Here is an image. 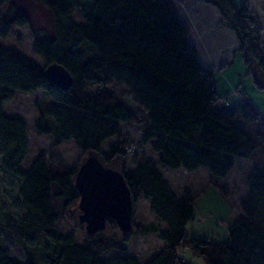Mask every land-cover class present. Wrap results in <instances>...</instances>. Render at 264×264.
Masks as SVG:
<instances>
[{
  "label": "trees",
  "instance_id": "obj_1",
  "mask_svg": "<svg viewBox=\"0 0 264 264\" xmlns=\"http://www.w3.org/2000/svg\"><path fill=\"white\" fill-rule=\"evenodd\" d=\"M201 1L218 6L223 20L236 31L243 57L247 49L253 60L262 58L264 26L252 3L264 15V0ZM38 2L51 13L53 34L33 31L29 16L18 11L15 0H0V7L8 4L0 17V38L7 37L14 25H28L34 33L33 50L44 62L0 42V169L20 179L16 205L25 211L19 218L9 214L0 221V233L23 245L25 259H17L0 244V264H190L179 254L186 249L205 264H264V165L245 171L242 166L249 165L241 161L253 162L260 146L264 153V115L246 93L238 104L217 105L223 96L218 93L216 75L201 63L175 1ZM244 60L246 75L252 76L253 62ZM51 64L62 65L70 73L71 86L60 88L47 79L45 70ZM260 65L264 70V59ZM116 86L125 91L131 105L121 99ZM38 90L49 102L40 110L35 131L52 136L55 146L73 140L87 158L102 155L104 162L97 157L116 168L114 160L129 154V137L123 135L122 123L143 122L147 128L143 142L154 140L152 150L159 154V162L188 172L203 167L225 179L227 186L211 183L240 214L228 228L229 239L188 236L186 227L194 217L196 197L188 190L179 197L156 163L137 155L132 171H119L134 202L141 197L150 200L157 223H135V231L158 234L164 246L141 262L128 254L130 233L122 238L102 231L87 234L82 244L76 243L73 234H62L58 221L70 214L77 219L80 214L77 170L64 163L58 166L53 155L44 154L24 169L29 153L27 125L4 110L18 92ZM239 117L261 121L258 140L236 124ZM112 139L116 141L104 155L101 148ZM237 163L240 169L234 173ZM239 175L246 178L244 191L237 188ZM108 224L115 222L109 219ZM40 236L51 243L37 257L26 242L34 244ZM113 250L120 254L103 258Z\"/></svg>",
  "mask_w": 264,
  "mask_h": 264
},
{
  "label": "rangeland",
  "instance_id": "obj_2",
  "mask_svg": "<svg viewBox=\"0 0 264 264\" xmlns=\"http://www.w3.org/2000/svg\"><path fill=\"white\" fill-rule=\"evenodd\" d=\"M92 1L93 0H85V2H83L90 3ZM15 3L19 12L29 16L33 31L43 30L49 34H53V19L51 13L48 9L44 8L38 0H15ZM7 7V3L0 7V17L6 14ZM76 17H79V15L76 14ZM262 38L264 41V30ZM0 42L7 47L17 48L38 63L42 65L44 64L42 57L39 54H36L33 50L34 33L28 25H14L11 28L10 34L5 38H0ZM237 56L239 62H237L236 65L239 63L241 66L243 65L245 69L243 75L235 81V87H233V84L231 83V88H237L229 94L225 93L227 87L223 83L226 79H223L220 76L218 77L217 73H215L218 80V93L229 103L225 105H230V103L237 104L241 102L244 96V90L246 93L245 96H247V98H249L264 115V89H261L256 85L252 76L246 75L247 67L244 65L245 58L240 51H238ZM114 89L118 90L117 93L124 102L129 105L132 104V101L126 98L124 90L117 86L114 87ZM235 90L237 92H235ZM47 102H49L48 96L42 90H38L29 93L18 92L14 99L6 102L4 105V110L8 115L22 118L27 125L29 153L23 167L27 170L34 158L44 154L48 158L53 155L58 166H61V163H64L63 165L72 166L78 172L80 166L87 159V154H84L78 149L73 140L64 141L59 146H55L54 138L52 136H39L35 131V124L39 119L40 110L44 109ZM142 118H144L143 114ZM236 124L252 139L258 140V135L262 131L261 121L249 122L239 117L236 120ZM121 128L123 135L129 137V146L133 145L135 148L131 150L135 151L131 152L129 150L130 152L126 158L114 160V165H116V168L114 169L119 170L120 168H123L125 171H132L135 168V165L133 164V157L135 155H137L138 159L143 158L155 162L159 171L163 173L165 178L170 182L173 190L179 197H182L186 190L190 191L191 194L196 197L193 207L194 217L188 222L186 227L188 236H205L217 241H227L229 239L228 228L236 220V212L233 210V203L223 196V193L214 183H211V181L214 180L221 186H227L228 183L225 179L214 177L203 167L197 169L195 172L187 173L182 168L173 169L159 162V154L152 150L154 140H150L147 143L143 142V136L147 131L143 122L122 123ZM115 141V139L109 140L102 146L101 151L104 155L108 154L109 147L115 143ZM254 156L253 162L249 160H241L249 165L242 166L243 169H246L245 171H247L250 166L264 165V153L261 146ZM98 157L104 162L102 155L101 157ZM239 169L240 166L237 163V168L234 173H238ZM245 181L246 178L244 175L243 177L242 175L237 176L236 183L239 191H244ZM19 186V178L0 169V221H5V215L13 214L15 217L19 218V215H22L23 212H25L22 207L16 205L18 204ZM135 223L145 225L157 223L156 216L150 210V200L146 197H141L134 203L133 226L130 236L128 237L129 241L127 242L128 254L136 256L141 262H145L164 246V242L159 238L158 234L144 235L142 233H136ZM57 228L64 235L73 234L76 238L77 244H82L87 235L85 224L80 223L78 217L77 219H74L71 214L62 217L57 223ZM102 233L105 236L114 238H122L125 234L116 224H107ZM31 239L33 238H30V240ZM50 243L51 242L48 238L40 236L34 241V244H31L30 241L26 242V246L33 250L37 257H40L45 252L44 246ZM0 244L7 247L17 259L21 261L25 259L23 245L18 243L16 238L11 235L9 236L8 234L0 233ZM119 254V251L113 250L107 253L103 258H111ZM179 254L187 263L205 264L202 259L195 257L188 249L180 250Z\"/></svg>",
  "mask_w": 264,
  "mask_h": 264
},
{
  "label": "water",
  "instance_id": "obj_3",
  "mask_svg": "<svg viewBox=\"0 0 264 264\" xmlns=\"http://www.w3.org/2000/svg\"><path fill=\"white\" fill-rule=\"evenodd\" d=\"M244 57L253 62L254 81L264 89V70L260 65L264 55L260 60H253L246 49ZM45 76L60 88L73 83L70 73L59 64L49 65ZM75 187L80 193L79 222L85 224L88 235L105 230L109 219L114 220L123 233H131L135 202L122 172L105 166L96 155H90L77 172Z\"/></svg>",
  "mask_w": 264,
  "mask_h": 264
},
{
  "label": "crops",
  "instance_id": "obj_4",
  "mask_svg": "<svg viewBox=\"0 0 264 264\" xmlns=\"http://www.w3.org/2000/svg\"><path fill=\"white\" fill-rule=\"evenodd\" d=\"M82 1L85 2V0ZM174 1L180 17L189 26L190 39L196 45L201 63L217 73L218 77L226 79L223 84L227 87L225 93L229 94L237 88H231V83L235 87V81L243 75L245 70L243 65L241 66L239 63L236 65L239 62L237 55L240 44L236 31L223 20L220 9L214 4L201 0ZM235 1L239 2L240 0ZM252 9L260 14L263 24L264 15L256 4L252 3ZM244 65L246 66V64ZM243 93H245L244 90ZM236 216L238 217L240 214L236 212Z\"/></svg>",
  "mask_w": 264,
  "mask_h": 264
},
{
  "label": "built area",
  "instance_id": "obj_5",
  "mask_svg": "<svg viewBox=\"0 0 264 264\" xmlns=\"http://www.w3.org/2000/svg\"><path fill=\"white\" fill-rule=\"evenodd\" d=\"M235 92H237V91L235 90ZM222 104L225 105V104H229V103L226 101V99L221 98V99L218 100L217 105H222ZM131 149H135L133 145H131V146L128 147V152H130V151L131 152H134L135 151V150L132 151Z\"/></svg>",
  "mask_w": 264,
  "mask_h": 264
}]
</instances>
